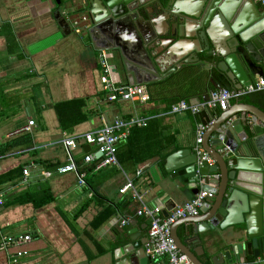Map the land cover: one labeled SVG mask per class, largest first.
Masks as SVG:
<instances>
[{
  "label": "crops",
  "instance_id": "crops-1",
  "mask_svg": "<svg viewBox=\"0 0 264 264\" xmlns=\"http://www.w3.org/2000/svg\"><path fill=\"white\" fill-rule=\"evenodd\" d=\"M188 1L194 4L199 0ZM235 1L237 12L244 9L264 16V6L256 0ZM90 3L0 0V151H5L0 152V264H141L140 257H133L131 262L120 248L132 243L133 233L147 237L149 219L137 215L141 202L133 189H120L130 179L148 205L162 210L170 207L171 211L190 198L184 193L181 177H171L166 170L167 156L178 149L195 153L198 124L205 131L223 112H237L247 104L264 110V91H257L232 99L225 111L211 109L207 117L201 113L207 109L197 114L170 113L171 105L181 99L203 103L213 89L225 87L209 79V71L196 61L181 63L168 77L148 84L151 98L147 102L109 101L101 82L102 54L107 53L106 62L112 70L109 78L116 85L128 84L127 64L133 62L127 49L109 46L100 32H89L90 20L84 23L83 33L75 32L73 22L85 14L89 17ZM168 17L159 18L161 31L170 32L173 23ZM163 41L161 49L172 59L200 47L192 40L174 45ZM182 52L185 54H178ZM259 79L254 77L253 83ZM59 103L66 104L60 108L61 114L55 107ZM131 117L146 119L148 124L131 128L127 138L118 142L119 166L96 169L95 162L86 163L85 155H98L97 148L80 141L73 157L85 173L86 183L79 184L73 172H58L68 163L61 142L65 137L97 130L116 118ZM31 120L34 125L26 129ZM259 126L264 128V124ZM135 128L139 130L131 133ZM250 136L257 138L264 156V132L256 135L252 130ZM162 155L165 161L161 166ZM139 169H143L140 175ZM124 218L128 223L123 225ZM183 229H179L182 239ZM24 234L31 235V240L1 247L3 236ZM219 247L210 241L191 246L199 253L203 249L213 253ZM20 250L25 254L15 263L13 256ZM206 255L201 257L212 264ZM257 259L250 256L241 260L252 263Z\"/></svg>",
  "mask_w": 264,
  "mask_h": 264
},
{
  "label": "water",
  "instance_id": "water-1",
  "mask_svg": "<svg viewBox=\"0 0 264 264\" xmlns=\"http://www.w3.org/2000/svg\"><path fill=\"white\" fill-rule=\"evenodd\" d=\"M90 5L89 32H100L109 46L114 44L131 54L127 85L153 84L168 77L177 65L194 61L209 71V79L227 89L248 86L256 76L264 78V16L244 9L237 12L235 0H206L203 4L202 0L194 4L188 0H91ZM166 15L173 23L170 32L158 27L159 18ZM163 40H170L171 45L192 40L200 47L172 59L161 49ZM200 53L205 56L200 58ZM168 65L172 67L162 69ZM201 113L211 115L210 110ZM259 123L264 124V110L255 105L223 112L202 137L212 165L207 160L199 164L190 149H178L166 158V170L171 177H181L190 199L201 190L213 194L198 215L179 219L171 227L175 243L193 264H207L201 257L205 254L212 264H233L264 254V156L257 138L250 136L252 130L256 135L264 132ZM170 209H163V214L168 216ZM182 227L184 239L179 234ZM226 229L230 231L223 234ZM131 240L120 248L121 253L131 262L138 256L141 264H147L146 237L133 233ZM203 241L220 247L213 253L191 248Z\"/></svg>",
  "mask_w": 264,
  "mask_h": 264
},
{
  "label": "built area",
  "instance_id": "built-area-1",
  "mask_svg": "<svg viewBox=\"0 0 264 264\" xmlns=\"http://www.w3.org/2000/svg\"><path fill=\"white\" fill-rule=\"evenodd\" d=\"M264 6V0H256ZM89 21L88 15H82L79 19H76L74 24V30L77 33H83L85 30L84 23ZM107 53L102 54V65L104 74L101 75V82L103 84V90L106 91V97L109 101L118 100H138L141 102H147L151 98V93L148 85H116L112 79L109 78V74L112 72L111 67L106 62ZM257 91H264V78H260L254 83L245 86L240 89H227L222 86H218L213 89L209 94V99L203 103L193 104L181 99L173 103L170 107V113H182L191 111L193 114L199 113L203 109L211 110L220 108L225 111L230 106L232 99H239L240 97L254 93ZM147 120L138 117H131L129 119L116 118L112 122L105 123L101 128L93 131H87L81 134L71 135L65 137L61 142L65 148L68 156V163L58 168L59 173L73 172L79 184L84 185L85 173L82 172L75 162L73 153L79 147V142L82 141L88 146H95L97 153H88L85 155L84 161L86 163L95 162L96 169L106 167L109 165L119 166L117 157L118 142L121 139L127 138L131 128L135 126H147ZM34 125V121H29L28 127ZM204 134V126L198 124L196 131V145L195 153L198 156V163L207 160L210 165L213 164V160L210 158L202 145V137ZM28 170H24V174L28 175ZM143 169H139L137 174L140 175ZM129 189H133L134 196L141 202V206L137 210V215L146 217L149 219V225L147 226V241L145 245L147 264H193L192 261L184 254L175 243L171 227L179 219L187 216H195L200 212V208L205 204L208 198H211L213 194L208 191L201 190L194 198L185 201L182 204L176 205L169 213L168 216H164L162 213V207L150 206L144 201V194L140 193L134 188L133 181L128 179L127 183L120 189L121 192H126ZM3 204V198L0 195V206ZM128 223V218H124L121 224ZM31 240V235H8L3 236L1 239V247L6 248L8 245H22ZM25 254L20 250L13 256V262L17 263L18 258ZM259 261H264V258H258L254 262H248L245 260L237 261L235 264H257Z\"/></svg>",
  "mask_w": 264,
  "mask_h": 264
},
{
  "label": "trees",
  "instance_id": "trees-1",
  "mask_svg": "<svg viewBox=\"0 0 264 264\" xmlns=\"http://www.w3.org/2000/svg\"><path fill=\"white\" fill-rule=\"evenodd\" d=\"M65 103H69V102H65ZM65 103H59V104H56V105H55V107H56V109L58 110V113H59V114H61V110H60V108H61V107H64V106L66 105ZM138 130H139L138 128H135V130H132L131 133H132V132L134 133L135 131H138ZM145 130H148V127L145 128ZM131 133H130V135H131ZM0 152L3 153V152H5V151H0ZM117 154H118V152H117ZM161 158H162V160H161V166H162V165L164 164V161H165V160H164V159H165V156L162 155Z\"/></svg>",
  "mask_w": 264,
  "mask_h": 264
}]
</instances>
